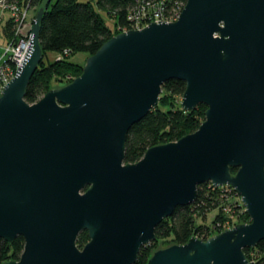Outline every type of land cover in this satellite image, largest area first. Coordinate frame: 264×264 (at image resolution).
Segmentation results:
<instances>
[{
	"label": "water",
	"instance_id": "water-1",
	"mask_svg": "<svg viewBox=\"0 0 264 264\" xmlns=\"http://www.w3.org/2000/svg\"><path fill=\"white\" fill-rule=\"evenodd\" d=\"M44 12L0 95V238L25 240L3 264H134L208 181L234 188L251 221L161 246L147 264H253L244 248L264 239V0H187L176 21L115 34L30 103ZM171 79L186 83L184 110L207 106L204 121L126 162L129 130Z\"/></svg>",
	"mask_w": 264,
	"mask_h": 264
},
{
	"label": "trees",
	"instance_id": "trees-1",
	"mask_svg": "<svg viewBox=\"0 0 264 264\" xmlns=\"http://www.w3.org/2000/svg\"><path fill=\"white\" fill-rule=\"evenodd\" d=\"M139 0H30L31 8L36 12L44 8L41 21L40 43L43 58L33 74L26 92V100L34 103L40 95L50 90L54 78L62 81L67 73H79L84 65L71 61L75 53L86 52L94 54L108 39L120 32V29H131L128 19L130 11ZM179 1L182 6L187 0H165L168 9ZM114 19L111 28L103 16ZM33 16V18H34ZM5 36L13 34L12 21L9 19L0 28ZM48 52H54L62 59H48ZM69 54V55H68ZM67 55V56H66ZM186 83L178 79H171L163 85L159 104L154 107L142 120L134 124L128 132L126 140V162L138 161L145 151L156 145L158 141L167 143L196 131L205 119L207 106L199 104L192 111H186L172 102L164 104L169 95L183 94ZM159 143V144H161ZM232 173L237 168H232ZM236 194L231 186H215L212 182L198 185V197L190 205L179 206L171 217L165 218L156 228L157 238L173 235L178 244L186 243L192 236L207 240L220 231L224 222L229 219L228 205L236 215L249 216L245 205L240 201L231 202L229 199ZM238 196V195H237ZM240 208L243 212H240ZM217 213L211 224H200L197 218L212 210ZM89 240L88 231H82L77 239L79 247H83ZM25 240L18 236L13 242L0 238V259H19L24 249ZM247 258L253 264H264V239L255 247L244 248ZM150 258V248L143 246L134 264H147Z\"/></svg>",
	"mask_w": 264,
	"mask_h": 264
},
{
	"label": "built area",
	"instance_id": "built-area-1",
	"mask_svg": "<svg viewBox=\"0 0 264 264\" xmlns=\"http://www.w3.org/2000/svg\"><path fill=\"white\" fill-rule=\"evenodd\" d=\"M183 8L179 1H175L168 9L165 0H139L130 11L128 19L132 24L131 29H141L156 21H175ZM31 10L30 0H0V28L10 19L13 30L12 36L8 37L6 47L0 53V95L5 84L10 82L16 74L29 50L31 30L35 19L30 18ZM7 13H9L8 18ZM2 34L4 32L1 31L0 35ZM0 264L3 263L0 261Z\"/></svg>",
	"mask_w": 264,
	"mask_h": 264
},
{
	"label": "rangeland",
	"instance_id": "rangeland-1",
	"mask_svg": "<svg viewBox=\"0 0 264 264\" xmlns=\"http://www.w3.org/2000/svg\"><path fill=\"white\" fill-rule=\"evenodd\" d=\"M80 1H88V0H80ZM37 13V12H36ZM35 15V12L34 10L32 9L30 11V18H33V16ZM103 16L105 17L106 21H107V24L111 27V28H114V19L107 16L106 13H103ZM6 17L8 18L9 17V13H7ZM35 18V16H34ZM174 20H172L171 22H173ZM176 21V20H175ZM34 23V22H33ZM135 29H138V28H135ZM129 29H120V32H123V31H127ZM119 32V33H120ZM8 37L5 36V34H2L0 35V53L1 51L6 47L7 45V41H8ZM7 42V43H6ZM48 59L50 60H54L55 58L59 57L57 54H55L54 52H48ZM69 55V54H68ZM60 59L63 58L62 55H60ZM67 56V55H66ZM90 55L86 52H79V53H75L72 55L71 57V61L73 62H76V63H81L82 65H85L86 63V60L87 58L89 57ZM65 57V56H64ZM80 74L79 73H67L66 75H64V77H66L65 79H63L62 81L60 80H57L56 78L53 79V81L51 82L50 84V89L52 88H56V87H60V86H63V85H66L68 84L69 82H71L74 78H76L77 76H79ZM49 91V90H48ZM48 91H46L45 93H47ZM43 93L42 95H40V97L38 98V100L40 98H42L44 96ZM37 100V101H38ZM172 102L174 106H180L181 107V103L183 101V94H177V95H169L167 96V98L165 99L164 101V104L168 103V102ZM160 102V101H159ZM197 108V107H196ZM204 121V120H203ZM202 121V122H203ZM191 133V132H190ZM161 143V141H158L156 143L159 144ZM236 191V190H235ZM238 195V196H237ZM231 202L233 201H240L242 202L241 200V197L239 196V194L236 192V194L233 196V197H230L229 199ZM243 204V202H242ZM228 207V212L230 213V217L229 219H227L225 222H224V225L220 228V231H218L217 233H220L222 231H224L225 229L227 228H231L233 226H235L236 224L238 223H248L251 221V218L249 216H246V215H236L234 214L230 207L231 205L227 206ZM240 212H243V209L240 208ZM217 213V210H212L210 212H207V214H204V215H201L197 218V222L200 223V224H211V222L213 221L215 215ZM217 233L213 234V235H216ZM198 237V236H197ZM200 238V237H199ZM175 239H174V236L173 235H169L165 238H157L156 240L152 241L150 244H148V247L150 248V256L152 255V253L154 251H156L158 248H160L161 246L162 247H166V246H169V245H173L175 244ZM16 260V259H14ZM0 261L2 262V260L0 259ZM7 261V260H6ZM5 262V261H4ZM2 262V263H4Z\"/></svg>",
	"mask_w": 264,
	"mask_h": 264
}]
</instances>
